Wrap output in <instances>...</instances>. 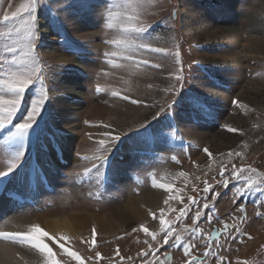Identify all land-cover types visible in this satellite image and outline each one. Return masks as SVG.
<instances>
[{
	"label": "rangeland",
	"instance_id": "374dc122",
	"mask_svg": "<svg viewBox=\"0 0 264 264\" xmlns=\"http://www.w3.org/2000/svg\"><path fill=\"white\" fill-rule=\"evenodd\" d=\"M7 2L0 0V12L7 8ZM11 2L10 11H15L24 0ZM174 9L177 15L172 19ZM100 11L95 7L84 19L74 15L73 9L61 14L67 37L74 43L75 50L83 51L82 55L66 51L55 33L45 27L51 36L42 34L44 46L39 49V54L46 66L52 97L46 104L42 121L41 142L47 145V150L42 151L37 146L28 150V156L31 163H39L44 168L48 183L28 187L26 179L22 183L15 175L6 178L3 181L6 188L0 191V231H26L29 225L39 224L50 234L57 233L48 230L43 221L75 213L87 217L86 228L77 236H69L77 238L83 234L88 237L95 225L98 250L102 255L111 256L119 245L123 255L135 256L144 247L136 243L137 235L142 240L143 233L124 234L140 223H147L150 230L158 231L159 223L148 216V209L158 213L159 208L165 207V193L151 187L150 173H155L158 179L166 175V182L174 180L177 187L184 184L183 178L176 177V173H189L191 183L186 196L194 195L199 200L200 192H192V185L202 189L205 178L215 184L211 177L218 173L217 164L209 160L203 149L207 147L215 159L221 161L225 159L221 154L242 150L240 145L245 141L249 145L246 158L243 161L235 158L234 163L237 167L251 165L264 172V0H160L158 7L152 10L154 14L146 17L153 25L151 31L155 39L152 43L165 48L179 45L185 77L183 89L171 78L176 65L170 58L147 54L154 63L161 64V68L135 73L106 64L104 53L111 49L104 41L112 38L113 33H106L101 26ZM161 20L165 24L158 23ZM41 22L47 24L43 18ZM104 72L110 74L105 76ZM67 78L76 87L73 96H69L63 87L68 84ZM98 85L104 91L97 92ZM173 85L175 94L165 91ZM114 89L125 90L126 94L150 107L132 105L112 97L111 90ZM192 93L211 99L212 115H192L187 107V96ZM32 98V90L26 91L13 125L19 122L21 113L26 114ZM77 99L80 102L78 112L66 114ZM234 100L247 105V109L238 108L233 104ZM170 103L175 117L174 135L166 127L169 123L167 114L153 119L161 107L166 108ZM145 122H150L149 126L154 130H162L161 137L150 143L134 144L136 131ZM104 123L112 128H103ZM224 125L240 129L244 134L230 133ZM113 129V134L122 136V141L114 145L110 154L116 175L101 185L94 175L92 179L81 175L85 168L91 167V161L78 157H93L98 147L96 141L103 138L101 133ZM53 132L58 133V149L48 140L47 134ZM70 133L76 136L71 157L65 150ZM3 136L0 132V171L6 170L7 160ZM57 151L63 154V159L59 160L61 164L56 159ZM173 155L179 164L172 161ZM210 163L211 171L208 169ZM105 171L101 169V173ZM196 176H200V181L195 180ZM138 178L142 184H137ZM241 183L232 181L228 189L217 187L220 196L213 212L221 219H227L235 213L238 204L246 205L247 219L241 226L246 235L241 237L243 243L229 240L224 250L217 251H222L232 264H236L237 259L264 264V216L257 215L258 211L264 213V207L257 208L252 204L259 196L255 192L233 202V186L238 187ZM89 193H99L100 198L89 196ZM11 202L13 205L10 206ZM185 223L190 224V219ZM215 226L220 227L218 223ZM202 227L209 229L212 226L202 224ZM121 235L124 238L117 240L116 237ZM249 236L252 238L248 239ZM3 246L11 247L12 251ZM77 246L83 247L78 243ZM169 251L172 264H184L179 249ZM83 254L92 253L85 251ZM0 264H39V258L26 247L0 241Z\"/></svg>",
	"mask_w": 264,
	"mask_h": 264
},
{
	"label": "snow or ice",
	"instance_id": "6c2138e0",
	"mask_svg": "<svg viewBox=\"0 0 264 264\" xmlns=\"http://www.w3.org/2000/svg\"><path fill=\"white\" fill-rule=\"evenodd\" d=\"M159 3L160 0H24L15 11H10L13 5L11 0H8L7 8L0 12V132L4 133L3 140L6 145L4 153L7 157L6 170L0 171V191L6 188L3 181L12 175L17 176L22 183L26 179L28 187H39L48 183V174L44 168L39 163H31L28 156V150L37 146L42 151L47 150V145L41 142L44 131L42 121L46 104L52 97L47 85L46 66L41 61L39 49L44 46L42 33L47 27L55 33L61 47L66 51L76 55L83 54L82 50H75L74 43L67 37L65 31L61 14L69 9H73V14L81 19H84L85 14L91 13L95 7L101 9L99 12L101 26L106 33L109 31L113 33L112 38L104 41L111 49L104 53L105 63L110 67L135 73L161 68V64L154 63L147 54L170 58L176 65L175 74L171 78L180 83L183 89L185 77L179 45L174 44L172 48H165L153 46L152 43L155 39L151 31L153 25L146 17L154 14L152 10L158 7ZM176 15L177 11L174 9L171 18L175 19ZM42 18L47 21L46 25L41 24ZM158 23L165 24V21L161 20ZM68 71L72 70L68 69ZM103 74L107 76L110 73ZM29 90H32L33 94L30 107L26 110V114L21 113L19 122L13 125L14 119L20 113L25 93ZM96 91L102 92L104 89L98 85ZM165 91L175 94L176 89L173 85ZM111 96L132 105L143 104L145 107H150L144 104V101L126 94L125 90H111ZM233 104L238 108L248 107L236 100ZM187 107L194 117L212 115L214 111L211 99L196 93L187 96ZM172 108L171 103L166 108L161 107L153 119L167 114L169 123L166 127L171 129L170 134L174 135L176 129L173 124L175 117ZM149 123L145 122L136 131L134 144L150 143L161 137L162 130L150 128ZM102 127L111 129L112 125L104 123ZM224 127L230 133L244 134L240 129L228 125ZM113 132L114 129L101 133L103 138L96 141L98 147L93 157H78L81 160L91 161V167L85 168L81 175L89 179L94 175L96 182L101 185L106 180H113L116 175L110 154L114 145L122 141V136ZM47 135L53 148L58 149V133ZM248 147L246 141L242 142L240 145L242 150H230L226 154H221L225 157L221 161H217L207 147L203 149L209 160L217 164L218 173L211 177L215 184L205 178L202 181V189H198L195 184L192 185V192H200L199 200L194 195L186 196V189L191 183L189 173L185 171L176 173V177L183 178V187H177L174 180L166 182L168 179L166 175H161L158 179L155 173H150L151 187L165 193L163 198L165 207L159 208L158 213L148 209V216L152 221L159 223L158 231L150 230L147 223H140L133 227L131 232L124 234L131 236L143 233L142 240L137 235L136 243L144 247L137 251L135 256L123 255L119 245L111 256L102 255L98 250L95 225L92 226L88 237L82 234L73 238L66 233L50 234L39 224H31L26 231H0V241L26 247L38 256L39 264H102V262L103 264H172L169 249H179L183 254L184 264H232L231 260L217 249L224 250V245L229 240L243 243L241 237L246 233L241 226L247 219L246 205L238 204L235 213L230 214L227 219H221L213 209L216 207L217 197L220 196L217 187L228 189L232 181H242L238 187L233 186L234 203L248 193L255 192L259 193V196L252 201V204L257 208L264 207V172L251 165L237 167L234 163L235 158L241 161L246 158ZM56 159H63L62 152L57 151ZM171 159L177 164L180 163L175 155ZM193 163L195 166V162ZM212 163L208 165L209 171L212 169ZM101 169L106 171L101 173ZM200 179V176L195 177L197 181ZM142 183L143 181L138 178L137 184ZM136 191H139L138 187ZM89 196L100 198L99 193L95 195L89 193ZM173 204L180 206L174 207ZM257 215L264 216V213L258 211ZM189 219L191 223H185ZM216 223L220 227H216ZM202 224L212 227L205 229ZM124 235L117 236L116 239L121 240ZM77 243L83 247H78ZM201 248L203 251L200 250ZM85 251L92 254L85 255L83 254ZM236 264H250V262L237 259Z\"/></svg>",
	"mask_w": 264,
	"mask_h": 264
},
{
	"label": "bare ground",
	"instance_id": "6f19581e",
	"mask_svg": "<svg viewBox=\"0 0 264 264\" xmlns=\"http://www.w3.org/2000/svg\"><path fill=\"white\" fill-rule=\"evenodd\" d=\"M42 25H44V22H41ZM43 36H51V33L43 31ZM52 39V38H51ZM55 40V39H52ZM68 82L67 85L63 84L64 89L68 91L70 94L69 96H73V92H76V87L73 85V81L71 79L67 78L66 80ZM78 93V92H77ZM79 101L77 99V102L74 103L73 107L67 110L66 114L68 115H73L78 112V109L80 108ZM65 108V107H64ZM76 136L73 133L69 134L68 141L66 145V152L68 153L67 155L71 157V152L73 151L74 147V142H75ZM58 163L61 164L58 160ZM8 205V204H7ZM13 205V202H11L10 206ZM52 220H44V225L46 228L52 232H57V233H68V235L71 236H77L78 232L82 231V229L86 228V222H87V217L79 216L77 214H66L63 215L62 217H51ZM83 232V231H82ZM80 234V233H79ZM79 236V235H78ZM4 248L8 249L9 251H12L11 247H6L3 246Z\"/></svg>",
	"mask_w": 264,
	"mask_h": 264
}]
</instances>
